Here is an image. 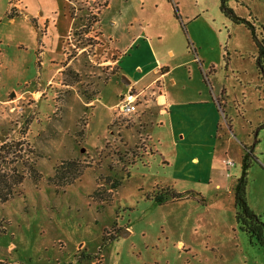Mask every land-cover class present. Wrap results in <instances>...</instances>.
Returning a JSON list of instances; mask_svg holds the SVG:
<instances>
[{
	"label": "rangeland",
	"instance_id": "374dc122",
	"mask_svg": "<svg viewBox=\"0 0 264 264\" xmlns=\"http://www.w3.org/2000/svg\"><path fill=\"white\" fill-rule=\"evenodd\" d=\"M104 2L84 0L72 8L70 14L85 22L63 43L65 63L58 66V85L27 98L22 91L12 99L0 93V264H251L244 258L252 259L251 247L235 226L231 186H205L200 183L204 175L194 168L187 166L182 173L181 164L168 168L159 154L150 159L152 148L137 145L135 117H118L115 109L116 121L110 126L114 112L103 105L94 112L86 110L112 74L109 45L91 29ZM181 3L191 13L198 4L214 0ZM228 5L239 18L253 16L264 31V0H229ZM194 22V47L204 64L200 70L175 75L196 100L199 90L225 89L227 99L241 101L242 111L231 128L222 123L223 142L232 132L227 157L237 164L230 169L235 188L242 173L239 153L264 136V127L259 131L264 125V93L255 86L264 90V79L258 62L241 52L255 49L243 26L230 27L231 40L219 47L215 22L204 16ZM186 40L192 47L188 30ZM80 54L87 65L102 64L97 67L101 71L77 73L65 67ZM211 66L214 70L208 73ZM107 94L106 99L112 98L111 91ZM124 125L135 131L121 132ZM260 149L257 146L255 154L258 164L248 170L246 200L264 223ZM58 166L64 170L59 173L62 179L55 176ZM257 260L263 264L261 257Z\"/></svg>",
	"mask_w": 264,
	"mask_h": 264
},
{
	"label": "crops",
	"instance_id": "0c3cea01",
	"mask_svg": "<svg viewBox=\"0 0 264 264\" xmlns=\"http://www.w3.org/2000/svg\"><path fill=\"white\" fill-rule=\"evenodd\" d=\"M83 1L16 0V8L13 10L17 15H12V0H0V93L11 94L12 99L13 93L22 91V96L27 98L28 94L45 92L51 84L58 85V72L61 70L58 66L65 63L61 55L63 43L70 31L83 27L85 22L70 13L72 8ZM199 16L207 17L217 25L219 47L231 40L230 27L243 26L234 24L224 16L220 10V0H214L211 5L198 4L191 13L185 11L181 0H105L91 29H97L109 45L113 65L110 66L111 61L106 64L108 68L110 66L112 74L103 80L98 94L90 102V108L85 109L94 112L103 105L109 113L114 112L109 117L111 126L116 121L115 109L121 96L131 89L142 93L140 113L133 116V126L139 128L136 131L137 145H149L152 148L150 159L159 154L161 162L168 168L178 166L179 163V167L183 168L180 169L182 173H187V166L190 170H198L204 175L200 183L205 186L215 185V189L219 190L222 184L231 186L234 196L230 169H235L237 164L227 157L230 154L232 132H229L227 142H223L222 123L231 128L234 118L242 111L241 101L238 97L227 99L225 89H212V93L199 90L200 99L196 100L194 94L189 96L188 91L184 92V85L179 86L181 77L177 79L175 75L181 70L199 69L204 64V58L194 47L197 44L191 31ZM250 17L253 16L249 15L245 19L249 20ZM244 28L255 49L241 52L251 54V60L257 61V46L250 31ZM257 29L259 34L264 35L262 27ZM187 30L193 42L192 47L190 40H186ZM234 49L240 53L237 46ZM114 55H117L116 59ZM84 56L77 55L65 67H71L77 73H84L86 69L94 70L90 72L93 74L101 71L97 67L102 64L87 65ZM88 57L92 60V56ZM213 70L211 66L208 73ZM259 76L264 79L260 73ZM255 86L259 92L264 93L262 86ZM109 91L112 92V98L106 99ZM126 128L127 125H124L121 132L128 134L135 131L133 127ZM255 143L253 154L257 156L256 148L260 146L262 149L264 136L259 137ZM250 148L246 144L239 153V167L246 149ZM261 149L260 155L264 154ZM230 160L233 166L227 165ZM123 234L124 237H130L133 232ZM243 236L251 247L249 253L252 259L243 256L246 263L257 264L260 262L257 259L261 257V263L264 264V252L258 250L263 248L251 244L246 235Z\"/></svg>",
	"mask_w": 264,
	"mask_h": 264
},
{
	"label": "trees",
	"instance_id": "16d2710c",
	"mask_svg": "<svg viewBox=\"0 0 264 264\" xmlns=\"http://www.w3.org/2000/svg\"><path fill=\"white\" fill-rule=\"evenodd\" d=\"M229 0H220V10L230 21L234 24L243 25L246 27L251 35L252 40L257 46L258 57L257 62L259 64V73L264 76V35L258 33L256 28V19L250 17V19L239 18L229 7ZM8 145V144H6ZM6 145L2 146L5 149ZM23 146V145H22ZM32 153V151H30ZM33 154V153H32ZM74 163V162H72ZM254 163L258 164L257 158L253 154V148L246 149V153L242 159L241 176L237 180V185L234 189V207H235V225L236 228L249 239L250 243L264 249V223L261 221V217L257 216L248 206L246 200V187L248 184V170ZM61 166L55 167V176L60 175ZM64 171V170H63ZM78 169L76 172L78 173ZM19 178L18 176H16ZM59 178V176H58ZM73 178L72 180H74ZM6 185V182L3 181ZM18 181L16 184H18ZM10 188V187H8ZM4 196H1L2 199ZM4 201H8L7 198Z\"/></svg>",
	"mask_w": 264,
	"mask_h": 264
},
{
	"label": "built area",
	"instance_id": "2783aa9c",
	"mask_svg": "<svg viewBox=\"0 0 264 264\" xmlns=\"http://www.w3.org/2000/svg\"><path fill=\"white\" fill-rule=\"evenodd\" d=\"M16 4V0H12V11L16 8ZM142 103V93L136 92L135 90L131 89L128 93L121 96L117 107V116L127 118L137 116L140 113V107L142 106ZM227 165L233 166V162L230 160L227 162Z\"/></svg>",
	"mask_w": 264,
	"mask_h": 264
}]
</instances>
